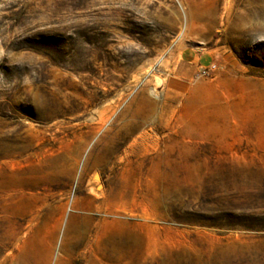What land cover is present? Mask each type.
<instances>
[{
    "label": "rangeland",
    "instance_id": "374dc122",
    "mask_svg": "<svg viewBox=\"0 0 264 264\" xmlns=\"http://www.w3.org/2000/svg\"><path fill=\"white\" fill-rule=\"evenodd\" d=\"M0 264H264V0H0Z\"/></svg>",
    "mask_w": 264,
    "mask_h": 264
},
{
    "label": "built area",
    "instance_id": "2783aa9c",
    "mask_svg": "<svg viewBox=\"0 0 264 264\" xmlns=\"http://www.w3.org/2000/svg\"><path fill=\"white\" fill-rule=\"evenodd\" d=\"M215 69H216L215 66H211L210 68L205 69V70L203 71V75L209 76L212 72L215 71Z\"/></svg>",
    "mask_w": 264,
    "mask_h": 264
}]
</instances>
